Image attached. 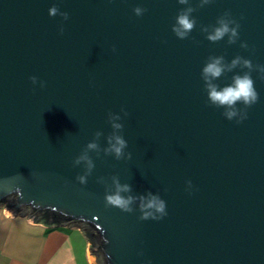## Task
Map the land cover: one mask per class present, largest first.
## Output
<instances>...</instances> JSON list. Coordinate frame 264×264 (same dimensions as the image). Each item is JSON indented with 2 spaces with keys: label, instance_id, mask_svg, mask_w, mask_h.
<instances>
[{
  "label": "water",
  "instance_id": "water-1",
  "mask_svg": "<svg viewBox=\"0 0 264 264\" xmlns=\"http://www.w3.org/2000/svg\"><path fill=\"white\" fill-rule=\"evenodd\" d=\"M188 8L195 25L182 39L172 29ZM221 19L240 24L235 42L207 39ZM216 57L218 90L247 73L259 93L231 119L202 74ZM109 112L128 141L119 160L104 151ZM93 139L88 174L74 160ZM114 180L130 186L120 195L135 198L132 211L106 203ZM149 194L166 216L142 207ZM1 204L7 216L79 226L92 264H264V0H0Z\"/></svg>",
  "mask_w": 264,
  "mask_h": 264
},
{
  "label": "clouds",
  "instance_id": "clouds-1",
  "mask_svg": "<svg viewBox=\"0 0 264 264\" xmlns=\"http://www.w3.org/2000/svg\"><path fill=\"white\" fill-rule=\"evenodd\" d=\"M188 0H179V3L185 4ZM209 0H203V3H208ZM147 11L146 8L142 6H136L133 8V13L137 17H141L144 15V13ZM193 11L192 8H188L187 10L181 12L176 20L178 26H173V32L180 38H186L188 34L192 31L195 20L189 18V13ZM58 12V9L56 7H52L49 9V15L55 16ZM64 19L69 18V13L65 12L62 13ZM232 23H236L235 28L229 27V21L225 19L219 20V26L214 29L212 33H209L207 36V39L210 41H218L222 39L226 34L230 33L229 42H235V38L239 35L237 29L240 27V24L232 21ZM60 34H63L64 27L61 26L59 29ZM243 47H247V44H243ZM113 52L116 51L115 45H113L112 48ZM222 57H216L211 60V62L207 63L202 70L203 77L205 81L207 82L206 86L208 88V96L210 101L213 104L222 105V106H228L230 109L226 115L229 119H231L233 116H235L237 113L235 111L234 106L237 102H243L247 107H251L259 100V93L254 87L253 79L249 74H244L243 76H235L233 84L224 87L223 89L218 90L217 86L213 83H211V80L213 78H218L222 75L224 71V65L221 63ZM241 58L237 57L232 61V67L240 63ZM244 66L251 68L252 63L250 60H243ZM29 80L31 81L33 86L37 85V81H39V87L45 88L47 85V82L44 80H40L37 76L32 75L29 77ZM121 111L124 113L125 116L128 115V112L126 108L122 107ZM247 118V113L245 114V117ZM121 117L118 114H114L109 112L108 120L111 124V127L113 128V133L108 136V148H106L104 151L106 154H114L115 158L117 160L123 158L125 156L124 150L128 147V141L124 138L123 135L119 134V132L124 128V125L122 123H118ZM102 133L100 131H96L94 133L95 137L98 138ZM99 145L97 144L96 140L93 139L89 141L86 145V150L78 156L75 160V164H79L81 161H86L87 163V172L88 174L91 173L92 168L94 167L93 162L91 158L88 156L87 152L88 150H98ZM128 158H131V153L129 152ZM77 180L81 184L86 183V176L80 175L77 176ZM114 182L117 185V191L115 194H110L106 196V203L108 205L117 207L123 211L130 212L132 209L130 208V204L135 199L134 197H123L120 195L122 191H129L130 186L127 184L121 185L118 180H114ZM187 183L190 185L191 181H187ZM191 194V193H189ZM151 196V194H149ZM143 200V197H141ZM142 207L147 208H154L156 212H159L161 216H166L167 213L165 211V202L161 200L157 196H151V198L147 201V204H142ZM9 216H11V213H8ZM151 213H145L142 218H147ZM159 218V217H157Z\"/></svg>",
  "mask_w": 264,
  "mask_h": 264
},
{
  "label": "crops",
  "instance_id": "crops-1",
  "mask_svg": "<svg viewBox=\"0 0 264 264\" xmlns=\"http://www.w3.org/2000/svg\"><path fill=\"white\" fill-rule=\"evenodd\" d=\"M0 205V264H92L79 226H45L28 214L7 216Z\"/></svg>",
  "mask_w": 264,
  "mask_h": 264
},
{
  "label": "trees",
  "instance_id": "trees-1",
  "mask_svg": "<svg viewBox=\"0 0 264 264\" xmlns=\"http://www.w3.org/2000/svg\"><path fill=\"white\" fill-rule=\"evenodd\" d=\"M49 216V211L44 213V216L41 218L42 220L48 222V217ZM87 235L89 236V238H91L93 241H95V235L93 234L92 231L86 230Z\"/></svg>",
  "mask_w": 264,
  "mask_h": 264
},
{
  "label": "built area",
  "instance_id": "built-area-1",
  "mask_svg": "<svg viewBox=\"0 0 264 264\" xmlns=\"http://www.w3.org/2000/svg\"><path fill=\"white\" fill-rule=\"evenodd\" d=\"M3 206H5L4 204H2Z\"/></svg>",
  "mask_w": 264,
  "mask_h": 264
}]
</instances>
